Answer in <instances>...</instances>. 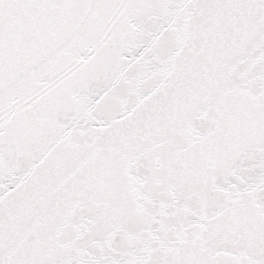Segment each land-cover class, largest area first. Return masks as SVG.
Segmentation results:
<instances>
[{
    "label": "snow or ice",
    "instance_id": "obj_1",
    "mask_svg": "<svg viewBox=\"0 0 264 264\" xmlns=\"http://www.w3.org/2000/svg\"><path fill=\"white\" fill-rule=\"evenodd\" d=\"M0 264H264V0H0Z\"/></svg>",
    "mask_w": 264,
    "mask_h": 264
}]
</instances>
